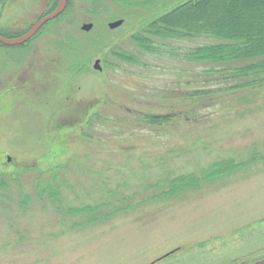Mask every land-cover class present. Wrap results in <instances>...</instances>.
Returning <instances> with one entry per match:
<instances>
[{
    "label": "rangeland",
    "instance_id": "rangeland-1",
    "mask_svg": "<svg viewBox=\"0 0 264 264\" xmlns=\"http://www.w3.org/2000/svg\"><path fill=\"white\" fill-rule=\"evenodd\" d=\"M184 1L68 0L0 42V264H264V87L193 94L204 39L133 38ZM58 4L0 0V35Z\"/></svg>",
    "mask_w": 264,
    "mask_h": 264
},
{
    "label": "trees",
    "instance_id": "trees-1",
    "mask_svg": "<svg viewBox=\"0 0 264 264\" xmlns=\"http://www.w3.org/2000/svg\"><path fill=\"white\" fill-rule=\"evenodd\" d=\"M118 1L131 6L156 2ZM149 24L147 34L133 35L142 50L170 51L174 55L168 41L204 39L197 45L178 47L175 52L179 61L204 65L195 72L197 77L205 78L204 85L193 94H233L264 87V0H186Z\"/></svg>",
    "mask_w": 264,
    "mask_h": 264
},
{
    "label": "water",
    "instance_id": "water-1",
    "mask_svg": "<svg viewBox=\"0 0 264 264\" xmlns=\"http://www.w3.org/2000/svg\"><path fill=\"white\" fill-rule=\"evenodd\" d=\"M67 1L68 0H59V4H58L57 8L53 12L47 14L46 16H44L43 18L38 20L25 34H23L19 37H16V38H7V37L0 35V42H2L4 44H8V45H18V44L25 43L26 41L31 39L45 23L54 19L59 14H61L66 8ZM123 22H124V19H118L114 22L109 23V27L110 28L118 27ZM92 27H93V24L89 23V24H85L82 28L85 30H90ZM94 66H95V69H99V70L102 69L99 59L96 60Z\"/></svg>",
    "mask_w": 264,
    "mask_h": 264
}]
</instances>
